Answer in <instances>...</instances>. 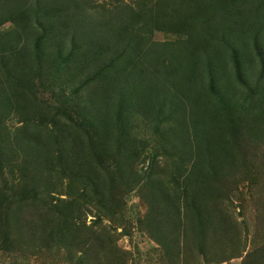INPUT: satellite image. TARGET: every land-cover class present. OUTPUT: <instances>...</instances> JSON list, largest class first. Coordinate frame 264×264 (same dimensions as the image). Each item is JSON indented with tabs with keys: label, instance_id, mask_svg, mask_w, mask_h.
<instances>
[{
	"label": "rangeland",
	"instance_id": "374dc122",
	"mask_svg": "<svg viewBox=\"0 0 264 264\" xmlns=\"http://www.w3.org/2000/svg\"><path fill=\"white\" fill-rule=\"evenodd\" d=\"M6 1L7 5L4 6ZM87 1L84 4L81 0L78 8H72L66 5L65 0H46L45 3L54 4L55 7L54 14L46 15L42 20L51 31L50 39L46 40L47 44H50V54L45 53L38 59L32 50L20 63L27 66L25 75H33L34 83L30 93H18L14 90L18 88L17 83H7L5 72L2 70L3 59H0V94L3 88L8 95L0 106V151L3 152H0V162L3 163L0 169V189L10 200H6L7 204L11 203L13 206L10 210L14 211L8 212L11 223L9 247L0 250V264H73L75 259L70 260L68 256L72 243H77L74 245V251L81 252L82 255L81 250L85 249L83 241L86 240L88 232L79 231L77 240L71 241V245H68L67 238H60L58 228L62 227L61 220L57 222L59 218L49 207L52 202L59 203L57 197L65 200L70 198L75 206L79 204L81 210L75 208L73 216H81L82 222L96 231L103 229L101 236L104 241L106 233L114 241L112 247L107 246L102 250L103 254H107L101 257L102 264H171L147 230H141L133 224L135 217H142L148 208L144 198L149 191V188L140 187L141 184L135 181H141L150 174L153 180L166 186V191L175 189V192H181L182 189L178 185L186 186L184 178L190 168L196 167L198 170L205 162L213 169L211 177L215 189L210 190V196L217 197L221 203L216 206L217 212L224 210L220 214L231 216L234 228L238 225L242 235L246 233L248 248L260 247L264 251V0H260L263 4L258 7L256 5L259 0H248L245 3L251 7L256 1V13L253 12L255 15L252 17L251 14L244 13L246 20L237 13H225L226 5L233 12L240 9L239 0L135 2L140 7L137 11L141 12L138 16H133L132 22L142 24L145 21L148 26L146 29L153 30L147 39L164 47L166 71L157 68L160 79L151 83L158 88L150 94L152 98L146 101L156 100L161 103L164 94H169L172 98V103L165 100L161 110L153 108V112H150L152 115L144 113L134 104V96L126 99L122 107H119L118 101L112 98L116 97L115 93L105 91L107 83H144L139 71L143 67L152 66L149 58L138 65L126 66L124 76L120 77V73L112 70L110 75L107 73V77L96 78L94 73L97 72L98 66L94 62L97 61L91 58L95 50L93 44L112 46L110 55L120 53V49L111 41L112 36L104 30L80 43L85 46L84 51L80 50L79 58L84 62L83 68H78L75 62L70 63L69 68L65 66L55 73V60L47 63L54 53V37L59 31H65L64 27L71 26L69 21L56 16V13H65V17L74 19L76 13H80L82 9L91 21L114 22L122 12L117 5L123 0ZM18 2L19 0H0V8L17 6ZM175 18L179 19L176 21ZM33 20L28 16L24 22L19 21V25L22 24V29L26 31ZM24 23L27 26H24ZM170 23L174 24L173 28ZM15 25L6 22L0 26V32H10ZM186 30H189L196 40L190 47L185 45L188 44ZM65 33L66 37L70 34L69 31ZM66 37L62 41L65 56L70 50ZM30 42L32 40L28 45L33 46ZM236 52L241 73L237 69ZM8 61L9 59L4 60L6 64L13 63V60L9 63ZM115 76H118V79L112 80L111 77ZM134 77H139V82ZM52 83L58 84L61 88L59 92ZM101 86L105 93L102 92ZM213 86L215 93L212 92ZM75 92L77 96L74 95ZM216 93L230 106L229 110L219 105V96ZM179 99L185 101V104L182 105ZM188 100H192V108L186 103ZM206 100L211 104L205 102ZM58 102L72 103V106L65 104L64 113L60 115L57 114V111H61ZM243 104L246 107L242 108ZM73 105L75 108L77 105L78 112L85 111V115L101 113V116L109 117L114 125L113 120L118 114L128 125L125 131L128 136L122 141L114 139V125L108 134L110 147L120 143L123 146L127 144L124 151L134 153L129 161L122 164L126 171L124 181L133 183L131 190L122 192L125 186L116 183V187L110 191L118 206L125 210L126 221H110L105 210L91 204L93 195L90 187L84 184L85 179L80 177L81 175L65 176L61 170L53 172L52 175L44 174L43 181H35L37 193L24 202H19V198L13 196V192L22 185L20 170L23 164L33 172L38 171L39 165L44 168L47 162L58 165L52 128L36 124L33 118H43L46 123L52 116L59 115L60 122L57 127L60 126L63 130L59 138L62 137L63 141L71 138L83 139L75 130L64 126L68 124L67 117L74 111ZM229 118L234 119L233 125L229 123ZM26 119L31 120L21 123ZM240 119H245L246 123L240 124ZM31 136H36L42 144L43 152H49L48 158H44V155L37 156V164L33 163L23 143H20L21 140L18 141L19 144L16 142L20 138ZM87 148L85 147L86 163L90 168L93 166L92 152ZM6 158L10 160L8 164ZM72 171L79 174L77 168L73 167ZM37 174L38 172L33 175ZM25 177L28 180L26 175ZM194 181H200V177H196ZM186 188L193 191L190 184ZM199 188L206 189L202 185ZM177 207H183V203ZM59 209L67 216L63 208L55 210ZM180 211L184 212L183 208H180ZM99 213L100 219L95 220ZM182 216H185V212ZM185 222L188 224L186 231L192 243V221ZM225 228L229 229L226 224ZM177 234L178 242H181V228L177 230ZM56 238L63 241H56ZM113 246L118 248L119 254ZM78 257L82 256L78 254ZM261 262H264L262 255ZM227 264H241V259H233Z\"/></svg>",
	"mask_w": 264,
	"mask_h": 264
},
{
	"label": "trees",
	"instance_id": "16d2710c",
	"mask_svg": "<svg viewBox=\"0 0 264 264\" xmlns=\"http://www.w3.org/2000/svg\"><path fill=\"white\" fill-rule=\"evenodd\" d=\"M53 1L54 0H52V2ZM82 1L85 2L84 4L88 2L87 0ZM136 1L137 0H129L127 3V1L123 0L118 3L117 8L122 10V12L114 22H112V20L91 21L87 18V15L82 9L80 13H76L74 19L68 16L65 17V13H56V16L71 23L70 28L64 27V30L69 31L70 34L66 37L65 31H59L57 33L56 37H54L56 42L53 49L54 53L48 58L47 63L55 60V73L60 69H63L65 66L69 68L70 63L75 64V62L78 65V68H83L84 62L79 58L81 57L80 50L84 51L85 46H82L80 43L85 42L95 33L99 34L101 30H104L106 34L112 36L111 41H114V46L120 49V53L115 56L114 54L110 55L112 53V46L103 47L93 44L95 50L92 54L93 57L91 58H93V61L96 59L97 63H94L95 65L97 64L99 68H97V72L94 73L96 78L103 79L107 73L110 75L112 70L120 73V77L124 76L126 66L138 65L143 61H147V58H149L152 62V66H148L149 68L143 67L140 71L138 70L141 73L140 78H143L144 83H107L105 91L115 93L116 97L112 96V98H115L118 101L119 107H122V103L126 101V99L134 96L132 99L134 104L142 109L144 113L151 114L150 112H153V108L155 110H161L165 105L166 99L168 100V103H172V98L169 94H164L162 99L163 102L161 103H157L156 100H151L150 102L146 101V99L152 98L150 97V94L158 88L157 85L151 83L158 82L160 79L157 68L160 71H166V69H164L165 65L163 59L164 47L156 45V42L151 39H147L148 34L152 33L153 30L146 29L148 26L145 21L142 24L132 22L133 16H138L141 12V10L137 11L140 7L138 3H135ZM171 1L172 0H168V2ZM247 1L248 0H239L238 2L241 6H239L240 9L235 12L231 11L226 5L225 13H237L245 20L247 17H245L244 13H249L253 17L255 15L254 13H256L254 9L256 1L251 7L245 5ZM45 2L46 0H19L17 6H2L0 8V26L6 22L16 24L12 31L5 34L0 32V59H3L2 70L5 72L7 83H17L18 88L14 90L18 93H23V91L24 93H30L32 83H34V81L32 82V74H24L27 66L20 65L23 57L27 58L29 56L27 53L32 50L38 59L45 53L48 55L50 54V44H47L46 40L50 39L51 31L46 27L42 20L46 15L54 14L55 7L53 6L54 4H48ZM65 2L67 6L78 8L81 0H65ZM234 2L235 1H233L232 4H234ZM261 4L263 3L259 0V3H257L256 6H261ZM3 5H7V1L3 3ZM62 10L64 11V8ZM28 16L34 20L28 25L29 29L24 31L22 29V24L21 26L19 25V21L20 23L24 22L25 18ZM178 19L179 18H175L174 20L177 21ZM129 24L131 26H128ZM170 25L172 28L174 27L173 23H170ZM24 26L27 25L24 23ZM60 26H62V22ZM189 29H191V27ZM186 31L188 33V44L185 43V45L190 47V45L196 42V40L189 30ZM31 33L34 36V39H32ZM65 37L66 41L69 43L70 49L66 56L63 55L62 51V41L65 40ZM30 40H32L30 43H32L33 46H31V44L28 45ZM76 51L77 54H75ZM107 55L109 56L108 59ZM125 55H128V57L124 58ZM8 59L9 61L13 60V63L6 64L4 60L7 61ZM235 59L238 62L237 52ZM120 62L123 64H120ZM117 64H119V66H117ZM237 69H239L241 73L239 62ZM156 71L157 73H155ZM111 78L112 80L118 79V76ZM134 78L136 81L140 79L139 77ZM29 81H31V83H29ZM52 85H54L56 90L58 89V92L60 91L61 88L57 83H52ZM101 88L103 89L102 92L105 93L103 86H101ZM213 89V91L212 89L210 90L215 93L214 86ZM12 94L14 97L15 94L13 92ZM216 94L219 96V105L229 110L230 106L226 105L218 93ZM74 95L77 96V92H75ZM0 96L1 106L3 99L8 98V95H6L3 88ZM179 102H181L182 105L185 104V101L183 100L179 99ZM205 102L210 103L208 100ZM58 103L61 111H57V114L60 115L64 113L66 107L65 104H71L72 106V103L68 102H61L62 104L60 102ZM186 103H189L192 108V100H188ZM93 106L95 107L94 104ZM241 107L244 108L246 106L243 104ZM76 108H78L77 105ZM76 108L75 106L73 107L74 111H72L71 116L67 117V120H69L68 124L64 126L75 130L83 139L77 138L78 140H76V138H71L67 141H63L62 137L60 139L59 136H62L63 130L60 129V126L57 127V124L60 122L59 115L52 116L50 121L46 123H44L43 118H40V121L36 118L32 119L38 125H46L47 127L52 128L51 132L54 134L53 138L55 139L56 144L54 152H56L55 154L58 159V165L47 162L44 167L47 170H43L44 168L39 165L37 171L38 174L33 175L37 172L31 171L29 167H26L23 164L20 170V177L23 178L22 180L20 179L22 185L21 188L13 192V196L18 197L19 202H24L25 199H28L37 193L38 190L35 186V181H43L42 178L44 174L52 175L53 172L61 170V173L65 174V176L67 174L68 176H71L72 174L77 176L81 175L80 177L85 179L84 184L90 187L93 195L91 199L93 200V203L91 204L97 205L101 210H105L110 221H126L125 210L118 206L116 199L113 198L110 191L116 187V183L125 186L124 189H122V192L125 190V192L131 190L130 186L133 183L131 181H124L126 171L122 164L129 161L131 155L134 153L130 154L129 152L124 151V146L127 147V144H124L123 146V144L120 143L113 147L109 146L108 134L114 125L111 123L112 121L109 120V117L101 116V113L85 115V111H83V113L78 112L79 110ZM85 110H87V108ZM73 112L76 113L73 114ZM30 120L31 119H26L21 123H27V121ZM113 122L115 123L114 128L116 130V136L114 139L122 141L128 136L125 132L128 125L118 114ZM233 122L234 119L229 118V123L231 125H233ZM244 122L246 123L245 119H240V124ZM84 139L86 141L85 143ZM18 141L23 143L25 149L28 151V155L32 157L34 164H37V156L42 157L44 155V158H48L49 152L42 151V144H40L36 136L27 137L26 139L20 138L16 141L19 144ZM85 147H88L87 149H90L92 152L91 163L93 166L90 168H88V164L86 163L87 157L85 155ZM128 150L130 149L128 148ZM0 152L3 154L2 151ZM209 152L211 153L212 150ZM25 161L28 162L27 160ZM6 162L8 164L10 160L6 158ZM205 163L202 168H198V170L196 167L190 168L184 178L187 182L186 186L178 185L180 189H182L181 192H175V189L166 191V186L162 185L160 181L153 180L150 174H148L147 178H143V180L141 179V181L136 179L135 183L141 184L140 187L145 186L146 188H149V191L144 198L148 208L142 217H135L133 224L141 230L143 228L147 230L151 238L159 245L160 249L164 252L165 256H167L171 264H227L229 261L238 258L241 259V264H264V262H261V255L264 256V251H262L260 247L254 249L248 248L246 233L245 235H242L238 225L234 228L231 221L232 219L230 220L231 216H222V214H220L224 212V210H220V213L217 212L216 206L221 205V203L218 201L217 197L210 196V190L215 189V183H213L211 177L213 169ZM128 165L129 163H127V166ZM2 166L3 163L0 162V169ZM73 167L79 170V174L72 171ZM101 173H105L104 175H106V178ZM24 174L28 177V180ZM31 176L38 178V180L33 179ZM198 176L200 177V181L195 182L194 179ZM189 184L193 186V191H189V189L186 188ZM200 185L206 189L201 190L199 188ZM195 189L197 191H195ZM100 190H102V192H100ZM6 200L10 202L8 197L4 195L2 189H0V250H6V248L9 247V228L11 223L8 219V212L12 211L10 209H13V206L11 203L7 204ZM57 200L59 201L58 204L52 202L49 207L59 218L57 222L61 220L62 227L58 228L60 232L59 234H61L60 238H67L66 241L68 242V245H71V241L74 242L77 240L76 237L79 235V231L80 233L82 231L88 232L86 240L83 241L85 249L81 250L82 255L81 252L74 251V245L77 243H72L70 252L68 253L70 260L75 259L73 264H102L100 261L101 257L107 255L103 254L102 250L107 246L112 247L114 241L108 237L107 233L104 241L101 236V234L104 233L103 229L96 231L92 226H86L85 222H82L81 216H73V210L75 208L81 210L79 204L75 206L70 198L65 200L57 197ZM181 203H183V207L176 208V206ZM59 207L66 210L67 216L64 215L60 209L58 211L55 210ZM109 208H111V210ZM180 208H183L185 216H182L184 212L180 211ZM211 210L212 212H210ZM100 214L101 213L96 216L95 220L100 219ZM188 220L192 221V243L190 242L188 231H186V226L188 227V224L185 221L188 222ZM91 223L93 224L94 222ZM225 224L229 229L225 228ZM179 228L182 229L181 242H178L177 239V230ZM227 233L228 235H226ZM49 236L51 237L52 234ZM56 241L61 242L63 240L56 238ZM114 248L116 253L119 254L118 248ZM78 254L83 258L78 257Z\"/></svg>",
	"mask_w": 264,
	"mask_h": 264
}]
</instances>
